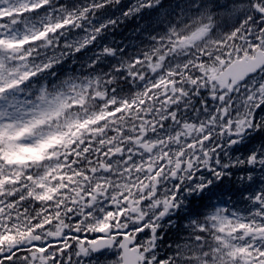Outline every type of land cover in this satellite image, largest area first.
<instances>
[{"label":"snow or ice","instance_id":"snow-or-ice-1","mask_svg":"<svg viewBox=\"0 0 264 264\" xmlns=\"http://www.w3.org/2000/svg\"><path fill=\"white\" fill-rule=\"evenodd\" d=\"M0 264H264V0H0Z\"/></svg>","mask_w":264,"mask_h":264}]
</instances>
